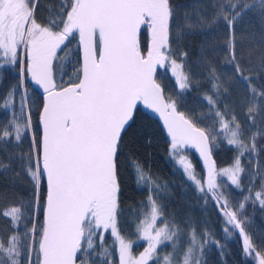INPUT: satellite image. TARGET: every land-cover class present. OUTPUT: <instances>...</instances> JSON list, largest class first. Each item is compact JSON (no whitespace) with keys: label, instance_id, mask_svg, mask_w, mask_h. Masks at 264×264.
<instances>
[{"label":"snow or ice","instance_id":"obj_1","mask_svg":"<svg viewBox=\"0 0 264 264\" xmlns=\"http://www.w3.org/2000/svg\"><path fill=\"white\" fill-rule=\"evenodd\" d=\"M250 8L248 0H218L214 6L230 33L227 46L236 82L249 85L247 119L254 124L253 113L264 112V88L251 86L236 61L233 29ZM174 19L172 0H57L46 19L37 17L36 0H0V70H21L20 83L0 96L3 108L13 110L11 119L0 125V140L20 142L30 134L29 154L21 162L32 182L27 205L0 210L12 228L6 238L0 237V264H115L109 258L117 252L118 264H202L210 233L191 228L186 244L181 243V229L158 203L166 186L135 158L128 167L137 185L149 192L147 211L135 220V239L121 226L120 156L141 106L162 121L170 156L199 198L218 209L223 231L241 238L244 264H264V241L257 244L244 227L246 204L258 202L264 209V178L255 196L240 179L245 171L241 157L257 151L261 133L250 136L251 147L245 143L236 112L229 115L218 104L221 87L214 69L208 78L212 92L203 96L206 115L186 113L165 97L154 78L158 68L171 72L181 90L178 96L190 88L185 63L171 50ZM57 71L68 74L67 83L62 76L57 82ZM28 78L43 89L38 132L32 127L27 92H18ZM206 120L211 123L198 126ZM218 141L235 146L237 155L229 168H216L212 156ZM188 148L198 150L203 174L186 160ZM217 177H227L231 184ZM233 186L242 195L235 208L223 191ZM103 233L112 238L111 250ZM140 240L147 246L136 254L134 245ZM169 247L172 251L162 257L160 252Z\"/></svg>","mask_w":264,"mask_h":264},{"label":"trees","instance_id":"obj_2","mask_svg":"<svg viewBox=\"0 0 264 264\" xmlns=\"http://www.w3.org/2000/svg\"><path fill=\"white\" fill-rule=\"evenodd\" d=\"M57 0H36V15L40 19L49 16V10L53 8ZM218 0H172L175 8L173 23V43L171 50L179 61L185 63L184 71L188 75L190 88L181 92L175 84V78L170 71L158 68L156 80L162 85L165 97H171L177 106L186 113H194L200 117L206 115L208 109L203 101L205 93L211 94L212 84L209 82L210 70H215L220 82V96L218 104L221 110L229 115L233 111L241 123L245 143L251 147L250 136L257 135V151L245 153L241 157V165L245 171L240 173L241 183L245 188H252V195L260 190L262 178H264V112H255L253 124L247 119V107L249 101V85L236 82V74L230 63V52L227 41L230 36L225 22L215 14L214 6ZM250 11L238 19L233 26L236 61L244 69V75L251 80V86L258 90L264 88V9L260 8V0H248ZM73 51L76 44L71 45ZM186 54V55H184ZM56 63H61L57 61ZM70 74V73H69ZM67 83L68 74L56 73L59 83ZM21 70L18 66H7L0 70V96L20 83ZM27 92L29 104L32 107V127L37 130L38 111L42 103L41 96L29 83V78L24 80L23 87L18 92ZM15 112L20 113L19 94L15 97ZM203 101V102H202ZM12 109L5 110L0 104V125H4L12 117ZM27 114V109H25ZM210 120L199 124L205 127ZM252 125V127H249ZM29 138L20 142L14 139L0 140V210L10 208L13 205H27L32 198V182L25 172L21 158L27 159L29 154ZM218 147L213 149V160L217 170L229 168L237 155L235 146L228 145L226 141H218ZM141 164L146 173L150 174L158 182L166 186L161 190L158 203L164 208V215L169 220H174L181 229V243L186 244L189 230L195 228L198 233L208 231L211 239L205 243L202 264H244V256L241 251L242 241L239 236H229L223 231L225 225L218 209L212 203L205 204L199 198V194L190 186L191 181L187 175L182 174L183 168L177 160L170 156L168 140L157 122L138 111L135 122L129 128L124 137L122 153L120 156L121 167L119 169L121 195L120 213L121 226L126 229L125 235L135 239V220L142 212L147 211L149 192L146 188L137 185L133 168L128 167L131 159ZM186 160L190 161L198 174L201 163L195 152L188 148ZM226 184L231 183L225 179ZM233 208L242 200V195L234 186L230 191L228 187L223 189ZM247 195V191L243 193ZM154 198L155 197V194ZM244 215L246 221L244 227L252 239L259 244L264 241V209L259 203L245 205ZM42 219V217H41ZM21 229L23 224L20 225ZM230 227V226H229ZM12 232L9 218L0 215V237H7ZM104 243L109 250L112 248V238L103 233ZM99 243V242H98ZM147 246V242L140 240L134 245V253L139 254ZM118 248V245H117ZM221 248L223 252H221ZM166 248L160 252L163 257L171 252ZM118 264V252L113 257Z\"/></svg>","mask_w":264,"mask_h":264},{"label":"water","instance_id":"obj_3","mask_svg":"<svg viewBox=\"0 0 264 264\" xmlns=\"http://www.w3.org/2000/svg\"><path fill=\"white\" fill-rule=\"evenodd\" d=\"M80 55L82 56V52L80 53ZM156 74H157V72H156ZM156 74H155V77H154L155 79H156ZM29 83H30V85H31L33 88L36 89V91L38 92V94L41 96V99H42V96H43V89H41L38 85H36L35 82L32 81L30 78H29ZM139 111H140L141 113H143L144 115L148 116L149 118H151L152 120H154L155 122H157L158 125L160 126L161 130H162V121L159 119V117H158L157 114H153V113H151L150 110H145V109L143 108V106L140 107V110H139ZM163 133H164L165 137H166L167 140H168V137L166 136V133H165L164 131H163ZM190 149H192V150L195 152V154L197 155V157H198V159H199V161H200V163H201V165H202L203 161H202V158H201L200 155H199L198 150L195 149V148H190ZM239 238H240V237H239ZM240 239H241V238H240Z\"/></svg>","mask_w":264,"mask_h":264},{"label":"rangeland","instance_id":"obj_4","mask_svg":"<svg viewBox=\"0 0 264 264\" xmlns=\"http://www.w3.org/2000/svg\"><path fill=\"white\" fill-rule=\"evenodd\" d=\"M217 179H225V180H227L228 182H230L228 179H227V177H217ZM231 183V182H230Z\"/></svg>","mask_w":264,"mask_h":264}]
</instances>
